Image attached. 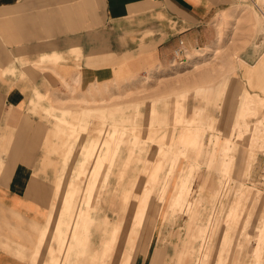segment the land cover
<instances>
[{"label":"crops","instance_id":"1","mask_svg":"<svg viewBox=\"0 0 264 264\" xmlns=\"http://www.w3.org/2000/svg\"><path fill=\"white\" fill-rule=\"evenodd\" d=\"M240 5V0H0V264H62L57 225L64 218L58 239L70 243L73 228L67 224L91 182L79 176L81 164L88 150L96 154L107 139L94 130L102 117L106 123L114 114L110 106L116 112L125 107L124 91L112 98L119 95L118 82L135 70L168 69L178 62L179 49L188 57L218 42V26L226 16L236 22ZM240 58L254 70L238 62L230 85L239 82L261 95L263 47H250ZM96 89L106 92L89 94ZM102 104L108 110L85 114ZM216 116L221 119V111ZM68 124H82L89 132L74 135ZM119 155L125 163L124 147ZM198 164L205 169L204 160ZM121 181L110 177L105 186L129 185L128 176ZM73 188L78 191L71 198ZM66 199L73 203L68 212ZM104 199L92 217L112 223V203L118 206V200ZM90 232L89 251L102 240L96 224ZM75 247L66 264H90ZM138 251L132 264H174L166 259L171 247L155 243L154 235Z\"/></svg>","mask_w":264,"mask_h":264},{"label":"rangeland","instance_id":"2","mask_svg":"<svg viewBox=\"0 0 264 264\" xmlns=\"http://www.w3.org/2000/svg\"><path fill=\"white\" fill-rule=\"evenodd\" d=\"M240 4L236 22H227L226 16L225 25L218 26V42L168 69L153 66L142 74L135 70L118 82L119 95L112 98L124 91L125 107L116 112L110 106L113 118L105 123L102 117L93 129L107 139L96 147V154L88 150L81 164L79 176L91 182L80 189L83 199L67 224L73 228L70 243L58 239L64 218L57 225L55 241L65 249L62 264L69 262L75 246L78 256L90 264H110L115 244L111 225L127 219L132 224L120 245L130 259L118 257L119 264H132L151 235L155 243L171 247L172 256L166 259L174 264H198L200 258L202 264H264V240L257 237L264 229V91L251 93L238 81L230 85L229 78L238 62L246 71L254 70L242 61V52L250 47L264 51V41L255 45L264 28V0ZM105 92L96 89L89 94ZM106 108L107 104L88 107L85 114ZM220 111L221 119L216 116ZM78 125L68 124L74 135L89 132ZM187 135L195 142L185 144ZM122 147L128 154L125 163L119 155ZM126 176L127 187L105 186L110 177L122 182ZM73 189L68 193L71 198L78 191ZM108 195L118 200V206L112 203L116 219L96 221L92 212H99L100 201L103 206ZM72 207L66 199V212ZM95 224L102 240L99 248L89 251ZM104 240L110 246L101 252Z\"/></svg>","mask_w":264,"mask_h":264},{"label":"bare ground","instance_id":"3","mask_svg":"<svg viewBox=\"0 0 264 264\" xmlns=\"http://www.w3.org/2000/svg\"><path fill=\"white\" fill-rule=\"evenodd\" d=\"M262 33L264 34V28H262L260 31H259V34ZM264 41V40H263ZM262 41V42H263ZM261 42V43H262ZM260 43V44H261ZM259 44V45H260ZM258 46V45H257ZM253 103V102H252ZM248 105V104H247ZM253 107V106H251ZM252 111V110H251ZM197 114H199V111L197 112ZM189 122V121H188ZM197 131L195 132H191L189 131L188 134H191V133H196ZM190 135H187L186 136V140L185 141V144H190L191 141L192 142H195V139L193 140H190ZM164 161V160H163ZM165 163V162H164ZM145 191V190H144ZM258 193V192H257ZM261 193V192H260ZM129 197V196H128ZM128 197L126 201H128ZM141 199V198H140ZM140 203V201H139ZM140 206V205H139ZM141 209V207L139 208ZM138 217V216H137ZM139 219V218H138ZM131 224H132V221L130 219H127L126 221H123V220H118L116 223L112 224L111 225V240L114 242L115 241V244L113 245V252H112V258H111V262L110 264H119L118 262V257H121V256H124L125 258L124 259H130V254L120 245L121 242H123L126 238H127V234L129 233L130 231V227H131ZM260 234H258V238L263 241L264 240V229H260ZM128 232V233H127ZM256 237V238H257ZM205 239V238H204ZM109 240V239H108ZM203 243V242H202ZM264 243V242H263ZM261 244V243H260ZM107 246H110V241L106 242V240H104L102 242V250L101 252H104V247ZM262 249L260 248V246L257 247V249L255 250V254L257 256L261 255V252ZM186 254V253H185ZM254 254V253H253ZM205 256V255H204ZM199 258V257H198ZM252 258V257H251ZM258 260V259H257ZM260 262V260H258ZM198 264H202V259H198ZM258 264V263H257Z\"/></svg>","mask_w":264,"mask_h":264},{"label":"built area","instance_id":"4","mask_svg":"<svg viewBox=\"0 0 264 264\" xmlns=\"http://www.w3.org/2000/svg\"><path fill=\"white\" fill-rule=\"evenodd\" d=\"M184 54H185L184 51L182 49H179L176 52L175 57H176L177 60L182 59V57H183L182 61H185L186 56Z\"/></svg>","mask_w":264,"mask_h":264},{"label":"water","instance_id":"5","mask_svg":"<svg viewBox=\"0 0 264 264\" xmlns=\"http://www.w3.org/2000/svg\"><path fill=\"white\" fill-rule=\"evenodd\" d=\"M263 40H264V34L260 33L256 40V44L259 45Z\"/></svg>","mask_w":264,"mask_h":264}]
</instances>
